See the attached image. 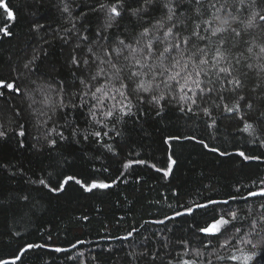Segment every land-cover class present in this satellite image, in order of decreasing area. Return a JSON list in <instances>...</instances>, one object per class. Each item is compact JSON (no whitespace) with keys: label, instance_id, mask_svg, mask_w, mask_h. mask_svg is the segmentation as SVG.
Listing matches in <instances>:
<instances>
[{"label":"trees","instance_id":"obj_1","mask_svg":"<svg viewBox=\"0 0 264 264\" xmlns=\"http://www.w3.org/2000/svg\"><path fill=\"white\" fill-rule=\"evenodd\" d=\"M3 2L12 9L16 19L8 20L3 8H0V27L7 24L8 30L13 33L11 36L0 33V78L12 79L13 69L22 70L34 55L38 59L34 65L37 71L20 84L26 93L11 95L10 103L0 99V125L8 132L7 138L0 139V261L7 260L13 264V257L19 254L18 249L22 244L43 243L48 236L52 237L49 243L54 241L60 247L69 248V251L57 253L50 249H33L16 260L15 264H151L145 257L137 256L133 260L129 255L146 251L158 252L157 264H167L169 260L172 264H179L181 259H192L194 252L188 251L184 255L185 248L178 242L188 241L191 249L201 247L193 230L195 221L189 216L176 217L172 221L165 220V217L182 211L181 205L203 203L208 196L222 198L228 192L235 194L237 190L241 195H246L248 189L255 191L259 180L264 179V159L244 161L235 154L239 148L246 154L264 157V143L260 142L264 141V123L257 120L259 113L264 111V100L258 99L264 93V80L256 75L255 70L256 65L264 64V53L260 52V46H264V22L257 20L252 27L245 28L251 10L237 11L234 8L233 14L237 20L231 21V27L241 35L237 37L229 32L223 37L229 42L226 48L234 71L248 73L244 78L246 87L241 92L233 94L229 91L231 85H227L223 90L217 88L210 94L199 93L190 85L198 93V104L193 105L187 100L179 104L173 102L165 105L160 115H156L154 106H145L139 118L126 117L124 122H117L113 130L111 118H105L101 110H97L99 123L91 118L87 107L74 112L60 108L53 111L56 93L50 89L62 87L65 102L72 93L82 89L76 77L87 80L88 73H82L72 65L73 49H76L75 55L81 60L91 58L87 49H96L93 29L100 28L105 22V13L93 12L91 6L112 3L114 0ZM257 4L255 10L264 14V0H257ZM65 5L71 14L63 11ZM82 13L88 15L81 19ZM36 23L44 27L36 30ZM73 24L76 27L65 44L60 36L64 35V29L72 28ZM116 24L120 26L118 34L121 36L124 26L130 30L134 27V21L127 15L117 20ZM110 31L115 33V27ZM84 35L88 36L89 42L83 41ZM233 42L236 46L230 47ZM77 44L79 48H76ZM199 46L204 47L203 44ZM215 46H218V41L209 46V59L214 54ZM105 47L110 45L106 44ZM249 48H252L251 52ZM249 64L254 66L253 69L247 67ZM219 66L227 65L221 62ZM94 71V66L89 68V72ZM260 76H264V73H260ZM209 78L215 80V74ZM29 92L31 96L27 95ZM185 92L188 96L192 95L187 89ZM45 94L52 98L51 105L44 103ZM175 94H180L179 88H176ZM240 94L252 101V108H245L244 102H241L240 111H225L224 106L233 107L236 95ZM5 95L10 93L6 92ZM72 102L78 103V100L73 97ZM106 103L111 107L115 101ZM189 107L193 112L187 111ZM205 107L211 109V118L203 114ZM181 108L185 111H181ZM16 110L19 111L18 116ZM49 116L51 119H48ZM241 116L253 124V132L243 131ZM213 120L216 121L215 125L212 124ZM43 121H47L46 127ZM19 125L24 126V137L15 135L20 130ZM73 127L79 130L75 137L72 135ZM96 131L109 133L103 137V144L91 135ZM61 132L66 139H60ZM116 132L120 135L116 136ZM169 134L195 135L198 140L203 139L211 147L227 150L231 155L220 156L197 141L181 140L174 143L177 164L168 177L149 166L137 165L132 175H128L131 169L123 170L125 175L120 176L112 188L97 189L92 193L83 191L76 184H71L64 193H51L38 183L39 179H48L49 174L54 177L57 172L76 175L78 179L107 177L110 182L117 177L120 162L135 158L137 153L149 164L166 167L167 146L163 141ZM84 135L89 136L87 141L83 140ZM48 139H55L56 145L50 147ZM19 141H23V147ZM104 144H112L118 154L110 152ZM124 180L128 182L124 183ZM253 181L257 183L253 184ZM24 196L28 199H23ZM260 202L250 198L247 204L241 201L240 206L247 209L251 205V218L255 219L260 215ZM242 214L247 215V211ZM85 216L88 219H83ZM206 218L197 213L201 225ZM160 220L165 222L155 223ZM237 226L243 228L238 234L240 239L252 238L247 236V221ZM133 228L138 232H134L132 237L119 239ZM77 239L87 243L70 248V244ZM240 239L234 241V246L219 249L218 253L241 257L237 261L216 262L211 246L207 250L202 248L205 256L199 259L211 256L213 264H264V249L241 244ZM257 239H253V243ZM165 244L166 249L163 247ZM236 248L240 251H236ZM176 253L181 255L177 256ZM245 256H252L253 259L245 260Z\"/></svg>","mask_w":264,"mask_h":264},{"label":"snow or ice","instance_id":"obj_2","mask_svg":"<svg viewBox=\"0 0 264 264\" xmlns=\"http://www.w3.org/2000/svg\"><path fill=\"white\" fill-rule=\"evenodd\" d=\"M258 7L257 0H114L112 3H100L96 6H91L93 12H104L105 22L100 28L93 29V41L96 45L94 50L92 47L87 49L88 55L91 57L81 60L75 55V48L71 57V63L82 73H88L87 80L76 77L82 85L79 92L72 93L65 102L64 89H50L55 91L56 108L69 109L76 111L78 108L82 109L87 107L90 116L98 123L101 122L97 117V110H101V114L105 118H111L113 123V130L117 122H124L126 117L139 118L141 110L145 106H154L156 115H160L165 108V105L173 102L179 104L181 101H190L191 104H198V93L193 91L190 85H193L199 90V93H212L214 89L223 90L227 85H231L229 91L233 94L241 92L245 87V77L248 76L247 72L240 73L234 71V66L230 62V55L223 37L225 34L232 32L238 37L241 34L231 27V21H236L237 17L233 14V9L237 11L248 9L250 15L245 28L252 27L256 21L264 22V14L255 9ZM0 8H3L8 20L15 21L16 16L13 14L11 8L7 3L0 0ZM63 11L70 13L67 5L64 6ZM264 11V10H262ZM157 13H160L157 15ZM88 13H82L81 19H84ZM127 15L134 21V27L130 30L124 26L123 36L119 35L120 26L116 24L117 20H122ZM147 17V19H146ZM191 26V30L190 29ZM44 27L36 23L34 28L39 30ZM76 25L73 24L72 28L64 29V35L60 39L65 44L68 43V38L75 29ZM115 27L116 32L112 33ZM87 31V29H86ZM133 32L135 33L133 35ZM0 33L4 36L13 35L8 30V25L0 27ZM79 35V33H76ZM84 42H89L87 35L82 36ZM218 41V46H215L214 54L211 59L208 56L209 46H213L214 42ZM110 47H105V45ZM203 44L204 47L199 45ZM230 47H235V43H231ZM80 45L77 44L76 48ZM249 52L252 48L248 49ZM260 52L264 53V46H260ZM37 56H33L27 63L23 65V69L17 71L13 69L14 78L6 79L0 78V99L11 102V95L26 93L20 84L27 79L31 74L37 71L34 66ZM224 62L227 66L220 67L219 64ZM239 63V60H236ZM94 66L95 71L89 72V68ZM249 69H253V65H247ZM256 75L264 80V64L255 66ZM215 74V80L209 77ZM75 76V73H73ZM202 77L204 79H202ZM207 80V83H205ZM62 84V81H57ZM132 85L130 88L129 85ZM259 88L260 85L257 84ZM176 88H179L180 94L176 93ZM192 92L188 96L185 92ZM43 92V90H41ZM255 91V90H253ZM10 95H5V93ZM147 94V95H145ZM31 96V93H27ZM76 98L78 103L72 102V98ZM223 98V97H221ZM258 99L264 100V93H261ZM107 101H115L111 107H108ZM163 102V103H162ZM241 102H244L245 108H252V101L248 100L244 95H236L233 107L224 106L227 112H236L241 110ZM44 103L51 105L52 98L45 94ZM106 109V111L104 110ZM185 111L184 108L180 109ZM188 112H193L189 107ZM205 116L211 118L212 111L210 108L205 107L202 109ZM67 114V113H66ZM196 114V113H194ZM16 115L19 111L16 110ZM46 115V114H45ZM48 119H51L49 116ZM243 131L253 132L254 126L252 123L243 119ZM258 122L264 123V111L259 113L257 118ZM45 127L47 121L42 122ZM216 121L213 120L212 124L215 125ZM20 130L15 133L19 137L26 135L24 126L19 125ZM55 131V129H50ZM78 129L72 128V135L75 137ZM97 139V142L103 144V137L108 136L107 131H96L91 134ZM116 136L120 133L116 132ZM8 132L3 130V125H0V139H5ZM60 139H66L63 133H59ZM47 139V137H46ZM88 135L83 136V140L87 141ZM181 140L197 141L202 147L212 153H218L220 156H229L227 150L221 151L219 147H211L205 140L197 139L195 135H176L169 134L164 138L166 148V167L158 168L155 163L149 164L145 158H140L139 153L135 158H130L126 162L121 161L120 166L117 168L118 175L116 178H101L94 177L80 178L76 175H68L66 173L57 172L53 177L49 174L48 179L41 178L38 183L44 185L51 193H64L71 184L79 185V187L88 193H92L97 189H110L115 186L120 178L124 176L123 170L131 169L128 175L135 173L134 166L143 165L149 166L158 173H163L165 177L172 175L173 167L177 164L174 158V143ZM264 143V141H260ZM47 143L50 147H54L57 143L55 139H48ZM19 145L23 147V141H19ZM110 152H114L112 144H104ZM236 155L244 161L261 160L262 156L249 155L245 151L237 148ZM107 171V169H105ZM127 183V180L123 181ZM256 184V181L252 182ZM250 198H256L261 202L258 204L260 215L255 219L252 216V206L249 205L247 209L240 206V202L248 203ZM23 199L27 200L28 197L24 196ZM182 211H176L173 216H166L165 220L172 221L176 217L189 216L195 224L193 230L197 236V240L201 247L191 249L188 241L181 240L180 243L185 248L184 255L188 251H193L194 256L192 259H181L179 264H213L211 256L205 259H199L205 256L202 248L207 250L211 246L214 251L212 255L215 256L216 262L237 261L241 257L233 254L219 255V249L228 248L230 245L234 246V241L240 239L239 235L243 228L239 225L242 221H247V232L249 238L247 240L240 239L241 244L251 245L252 248L264 249V179L259 180V186L255 191L248 189L246 195H241L239 190L234 194L232 192L226 193L222 198H213L208 196L204 198L203 203H190L181 205ZM247 211V215H243ZM208 217L201 221L197 219V213ZM210 214V215H209ZM83 219H88L87 216ZM165 221L160 220L155 223L163 224ZM172 229H169L171 231ZM134 232H138L133 228L128 231L127 235L119 239L128 240L133 236ZM200 234H203L201 236ZM231 234V235H230ZM253 234L255 236L253 237ZM258 237L256 243L253 239ZM111 238V237H105ZM52 241V237L48 236L43 243H26L22 244L18 249L17 255L13 257V264L16 260L30 250L33 249H50L57 253H66L69 248L60 247ZM215 242V243H214ZM86 241L77 239L75 243L70 244V248H76L77 244H84ZM167 248V244L163 246ZM236 251H240L236 248ZM133 260L137 256H142L151 261V264H157L158 252H143V253H129ZM180 256V253H176ZM245 260H252V256H245ZM0 264H9L7 260L0 261ZM167 264H172L169 260Z\"/></svg>","mask_w":264,"mask_h":264}]
</instances>
